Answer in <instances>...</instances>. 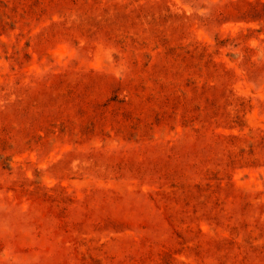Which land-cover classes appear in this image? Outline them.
Segmentation results:
<instances>
[{
    "label": "rangeland",
    "instance_id": "obj_1",
    "mask_svg": "<svg viewBox=\"0 0 264 264\" xmlns=\"http://www.w3.org/2000/svg\"><path fill=\"white\" fill-rule=\"evenodd\" d=\"M0 264H264V0H0Z\"/></svg>",
    "mask_w": 264,
    "mask_h": 264
}]
</instances>
